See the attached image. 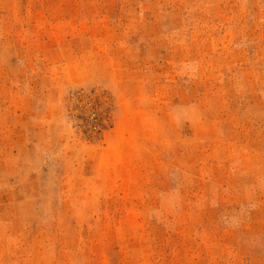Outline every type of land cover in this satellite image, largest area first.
Listing matches in <instances>:
<instances>
[{
  "label": "rangeland",
  "instance_id": "374dc122",
  "mask_svg": "<svg viewBox=\"0 0 264 264\" xmlns=\"http://www.w3.org/2000/svg\"><path fill=\"white\" fill-rule=\"evenodd\" d=\"M0 264H264V0H0Z\"/></svg>",
  "mask_w": 264,
  "mask_h": 264
}]
</instances>
